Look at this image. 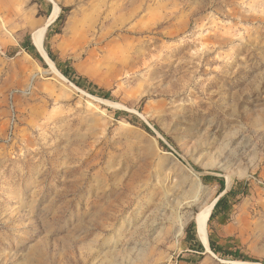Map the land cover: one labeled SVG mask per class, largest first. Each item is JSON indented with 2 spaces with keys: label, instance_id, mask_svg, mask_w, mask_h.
<instances>
[{
  "label": "rangeland",
  "instance_id": "1",
  "mask_svg": "<svg viewBox=\"0 0 264 264\" xmlns=\"http://www.w3.org/2000/svg\"><path fill=\"white\" fill-rule=\"evenodd\" d=\"M45 27L111 99L22 49ZM0 264H264V0H0Z\"/></svg>",
  "mask_w": 264,
  "mask_h": 264
},
{
  "label": "trees",
  "instance_id": "2",
  "mask_svg": "<svg viewBox=\"0 0 264 264\" xmlns=\"http://www.w3.org/2000/svg\"><path fill=\"white\" fill-rule=\"evenodd\" d=\"M49 10H52L51 5L49 6ZM62 11H63V13L59 16V18L56 22V24H59L61 27H63V25L65 23L64 22L65 21V13L71 11V9L70 8H63ZM56 34H61V28L56 31ZM21 47L27 53H29L35 59H37L44 67H46V65L44 63V59L39 54L38 50L36 49V47L33 44L30 37H27L26 40L23 43H21ZM47 54H48L49 58L56 65L58 71L66 79H68L70 82H72L74 85H76L80 89L86 91L87 93H89L92 96L103 98L106 100H109L112 98L111 91H107V90L99 87L97 84L90 81L88 78L78 74V72L70 65V63L68 61L67 62H61L59 60V58L51 51V49L47 50ZM124 114H125L124 112L118 111V112H116L115 116H116V118H120ZM134 122L139 124V126L142 129H144L145 131H147L148 133L154 135V132L150 128V126L148 124L144 123L143 121H141V119L139 117H137V116L134 117ZM156 130L160 135L164 136L159 129L156 128ZM160 143L164 149H166L167 151H170L169 148L167 147V145L163 141H160ZM192 168L197 173H202V171L199 168L193 167V166H192ZM200 178L203 182H207V181L217 182L218 185L220 186V192L225 191L226 183H225L224 178L218 177L216 175H212L211 173L208 175L201 176ZM239 195H240V193H239L238 189L235 188V189L231 190L230 192H228L223 197H221L217 201V203H216V205L212 211L209 223L213 219H215L216 217H219V216L227 217L233 208V204H232L231 200L232 199L236 200V198ZM185 241L187 242L190 250L197 252V253H204L205 252V248L203 247V245L201 244V242L198 238L197 226H196L195 221H192L186 227V229H185ZM209 243H210V249L212 250V252L224 260L242 261V262L246 261L245 257L243 256V254L240 251H237V250L232 251V250L225 249V248L217 245V243L211 238L209 239Z\"/></svg>",
  "mask_w": 264,
  "mask_h": 264
},
{
  "label": "bare ground",
  "instance_id": "3",
  "mask_svg": "<svg viewBox=\"0 0 264 264\" xmlns=\"http://www.w3.org/2000/svg\"><path fill=\"white\" fill-rule=\"evenodd\" d=\"M57 12H54L53 17L55 16V14ZM45 31H46V27L44 29H41L39 31H36L33 34L32 39H33V42H34L35 46L40 51V53L50 63V65L52 66V68H54V64L47 57L46 52L44 50ZM212 209L213 208L211 206L204 207L202 209V211L198 214L197 218H196V223H198V225H199V223L200 224L202 223V225H204L203 229L200 230V232L198 233V237L202 241V243L204 244V246H207L208 245V232H207V229L205 228V223H206V221H208V219H209V217H210V215L212 213Z\"/></svg>",
  "mask_w": 264,
  "mask_h": 264
},
{
  "label": "water",
  "instance_id": "4",
  "mask_svg": "<svg viewBox=\"0 0 264 264\" xmlns=\"http://www.w3.org/2000/svg\"><path fill=\"white\" fill-rule=\"evenodd\" d=\"M34 44V43H33ZM36 47V46H35ZM36 49L38 50V48L36 47ZM38 52H39V54L41 55V57L45 60V58L43 57V55L40 53V51L38 50ZM46 55H47V57L49 58V56H48V54L46 53ZM50 59V58H49ZM50 61L52 62V63H54L51 59H50ZM46 62V61H45ZM47 63V62H46ZM47 65H48V63H47ZM49 66V65H48ZM217 203V202H216ZM216 203H214V206H213V209H214V207H215V205H216ZM211 216V215H210ZM209 220H210V217H209V219H208V221H206V223H205V228L207 229V226H208V223H209ZM196 226H197V234L200 232V230H202L203 229V227H204V225H202V223L200 224L199 223V225H198V223H196ZM200 242H201V244L203 245V247H204V244L202 243V241L200 240ZM205 248V247H204ZM209 248H210V243H209Z\"/></svg>",
  "mask_w": 264,
  "mask_h": 264
}]
</instances>
